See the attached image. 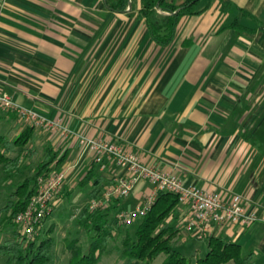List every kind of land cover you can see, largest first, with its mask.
<instances>
[{
	"label": "crops",
	"instance_id": "0c3cea01",
	"mask_svg": "<svg viewBox=\"0 0 264 264\" xmlns=\"http://www.w3.org/2000/svg\"><path fill=\"white\" fill-rule=\"evenodd\" d=\"M141 8V0L122 13L105 0H0V92L61 119L74 134L60 142L35 129L23 155H11L21 164L44 142L57 159L65 157L68 174L54 210L73 178L93 170L103 179L101 192L123 174L112 162L101 170L81 156L75 135L114 143L186 186L239 195L260 218L248 228L215 227L207 239H195L184 228V204L168 222L179 227L176 238L206 242L198 255H207L210 237L243 252L244 242L264 240V0H203L199 15L181 18L167 47L151 39ZM25 127L0 111V135L13 132V139ZM153 192L142 182L114 205L132 211ZM248 256L256 264L255 253Z\"/></svg>",
	"mask_w": 264,
	"mask_h": 264
},
{
	"label": "trees",
	"instance_id": "16d2710c",
	"mask_svg": "<svg viewBox=\"0 0 264 264\" xmlns=\"http://www.w3.org/2000/svg\"><path fill=\"white\" fill-rule=\"evenodd\" d=\"M130 1L132 0H105V3L111 11L122 13L128 9ZM202 1L141 0L140 15L146 20L151 39L161 47L169 46L175 38L181 18L199 15L200 12H196V9ZM207 1L211 2L212 0ZM157 11L167 15L158 19ZM241 30L246 31L244 28ZM35 137V129L32 127H25L13 139L0 135V166H4V169L7 170L13 169L17 162L10 159L9 155L16 153L20 156L26 151L27 146L34 142ZM57 157L58 153L49 147L46 157L36 167L34 174L17 185L11 194L6 210L9 214V220L15 225L17 215L26 209L35 194L38 179L52 172L61 171L65 157L61 159H57ZM102 181L101 177H96L93 170H90L79 185L84 187L92 183L89 198L93 200L100 193ZM179 205L178 196L172 193L161 192L157 195L154 204L141 218L135 233L131 235L128 230H125L120 251V257L124 264L149 263L162 254L166 256L162 264H192L191 259L184 257L172 246V242L180 230L178 226L170 224L168 220ZM115 209L117 208L114 205L105 211L91 212L88 206L83 207L77 222L90 234L93 233L94 238L88 254L81 252L74 241L69 244L68 248L71 251L69 264H97L99 262L100 252L110 240L114 239L115 230H121L124 226L115 223L117 214ZM42 231L32 241L15 231L12 239L0 244V259L4 264H58V254L53 239L48 237L39 241ZM229 262L254 264L251 256H242L240 245L226 243L221 238L210 237L207 255L203 259H199L196 264H227Z\"/></svg>",
	"mask_w": 264,
	"mask_h": 264
},
{
	"label": "built area",
	"instance_id": "2783aa9c",
	"mask_svg": "<svg viewBox=\"0 0 264 264\" xmlns=\"http://www.w3.org/2000/svg\"><path fill=\"white\" fill-rule=\"evenodd\" d=\"M0 111L16 114L27 126L49 133L60 142H65L74 135L61 119H48L22 106L3 92H0ZM75 137L80 146L81 156H89L101 170L106 168V163L112 162L123 172L114 177L104 186L98 197L88 203L89 211H105L111 208L116 202L128 198L136 186L142 182L154 188L153 194L147 198L142 207L132 211L118 212L115 216L117 224L129 226L135 220L144 217L161 192L178 196L180 204L187 206L188 214L184 228L198 240L207 239L215 227L237 225L248 228L260 221L255 211L246 210L242 197L239 195L232 194L224 198L196 186H186L174 174L144 164L138 156L114 143L85 135H75ZM67 174L68 170L62 169L60 172H52L38 179L35 194L26 209L15 219L21 236L32 241L40 234L44 221L62 194Z\"/></svg>",
	"mask_w": 264,
	"mask_h": 264
},
{
	"label": "rangeland",
	"instance_id": "374dc122",
	"mask_svg": "<svg viewBox=\"0 0 264 264\" xmlns=\"http://www.w3.org/2000/svg\"><path fill=\"white\" fill-rule=\"evenodd\" d=\"M0 134L6 135V129L0 128ZM7 135L9 138L14 136L13 132ZM47 147L48 145L44 142L37 144L34 156L27 159V155H25V157H23V162L21 164L17 163L13 169L7 170L4 169V166H0V244L8 239H12L15 231L19 232L16 226L17 224L15 225L8 218L9 214L6 210L7 202L17 185L34 174L36 167L47 155ZM21 155H23V153ZM11 156V158L17 160L16 155ZM80 177H82V174ZM79 178H73L72 185L69 187L71 191L68 192L67 197L64 196L61 198L62 202L55 210L52 209L50 215L44 221L43 231L39 237V241L48 237L53 239L58 254V264H69L71 251L68 246L72 241L81 249V252L88 254L90 244L94 238L93 233L90 234L77 222L81 210L83 207L88 206L91 200L89 198V193L91 191L90 185L84 187L80 186L79 183L81 180H79ZM116 208L115 212L118 213V207ZM137 220L129 226H123L121 230H115L113 233L114 239L110 240L103 251L100 252V259L97 264H124V261L120 257L121 241L125 235V230H128L131 235L135 233L140 222ZM201 244H203L202 246L204 250H206V242L200 243L192 239L186 240L184 237H177L172 242L173 248L184 257L191 259L192 263L196 261L197 257L200 259L205 257L203 252H200V256L196 253V248ZM251 253H255L256 264H264V240L262 242L251 241L248 245L244 242L242 256L246 257ZM165 258L166 256L162 254L152 262H143L139 264H162ZM0 264H4L1 259ZM229 264L235 263L230 262Z\"/></svg>",
	"mask_w": 264,
	"mask_h": 264
}]
</instances>
